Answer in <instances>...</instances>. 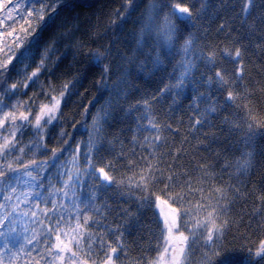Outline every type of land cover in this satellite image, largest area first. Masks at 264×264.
Returning <instances> with one entry per match:
<instances>
[{"label":"trees","instance_id":"1","mask_svg":"<svg viewBox=\"0 0 264 264\" xmlns=\"http://www.w3.org/2000/svg\"><path fill=\"white\" fill-rule=\"evenodd\" d=\"M72 2L81 6L71 11L57 8L55 24L44 33L36 55L23 64L15 65L16 69L27 66L26 73L18 75L17 71H12L9 74L7 85L20 82V91L11 97L9 105L27 101L28 107L13 109L9 106L0 112V119H3L6 112H15L18 116L20 112L27 113L30 109L31 123L34 124L41 106L50 104L51 97H58L63 85L72 81L70 95L61 104L59 119L54 125L45 126L47 151L19 152V148H25L34 139L31 128H25L23 134L16 137L18 148L0 158V167H7L8 164L20 167L32 160L46 161L52 155V149L61 148L64 141L70 138L72 149L77 144L86 145L90 140L95 141L99 151L94 150V166L97 170L105 168L114 177L115 183L98 194L95 204L100 206V215L86 213L97 223H90L86 228L82 227L81 231L100 236L110 246L99 254L101 259L111 247H117L119 243L123 251L118 258H114V264H157L158 257L164 253L167 239V230L158 212L157 202L163 201L173 209H179L181 203L184 207H189L198 203L215 204L219 200L220 204L228 203V208L226 212L214 217L216 224L227 220L228 225L213 246L219 245L216 251L234 250L243 264L248 249H254L264 240V201L260 199L264 196V136H256L250 142L245 138L246 121L251 116H255L257 120L264 118V0H254L255 7L250 9L247 17L243 12L244 0H206V11L200 13L193 26L182 34L173 36L171 41H166L161 36L157 42V29L167 13V9H164L155 19L152 35L147 43L140 45L141 51L137 50V42L142 39L140 30L143 25H133L132 21L141 19L143 14V22L146 23L150 5H159L161 0H135L139 4L135 11L127 8V0ZM185 2L194 3L196 8L200 7L199 0ZM38 6L40 8L39 4ZM122 17H127L126 23L122 21ZM132 31L136 32V38L132 39L131 45L123 44L121 41ZM189 38L193 41L192 48L196 55L201 52L205 56L210 53L215 55V67L196 61L198 67L189 80L185 81L179 96L175 90L171 94H161L160 89L177 83L176 78L183 71L179 64L184 58V43ZM113 39H117V43L112 44ZM49 47L51 51L46 60L47 69L39 75L37 83L25 91L23 79L35 69L41 54ZM109 48L112 49V54L101 59L99 67L91 66L92 57L89 53H104ZM237 48L241 49L240 60L233 62L226 58V54L234 55ZM116 50L134 63L129 64L127 60L122 62V68L128 70L125 77L127 87L120 85L125 91L118 98L112 96L117 100L118 106L105 107L109 115L106 120H101L97 135L92 131L93 121L101 106L106 105L112 95L105 92L100 96L98 82L102 79L104 67L112 65ZM157 54L164 61V71L153 68L152 61L147 60L149 55L154 58ZM116 62L121 63L118 58ZM145 63L147 66L141 72L139 66ZM241 65L243 74L239 87H233L231 79L223 92L207 86L209 77L221 69H226L223 73L226 79H234L235 69ZM122 74V71H117L108 80V84L111 86ZM49 84L52 88H49ZM40 85H43V92ZM228 91H233L236 99L224 105ZM201 94L204 96L203 100L198 99ZM132 106L136 107L133 109ZM211 106L217 108L216 113H205L204 109ZM195 107H199V113L194 111ZM198 116H204L207 123L194 129L193 124ZM5 123L9 121L6 120ZM152 125L161 131L149 130ZM237 125L239 130L233 131ZM61 132L67 135L61 138ZM7 135L8 129L0 132V144ZM156 136L162 137L158 146L152 142L145 143L146 138L154 141ZM71 159L72 155L66 151L60 157V162ZM245 160L248 161V167L241 173L239 165ZM148 164L154 165L164 177L176 174L180 186L173 183L167 191H162L164 183H156L150 188L149 200H142V197L149 196V192L130 188L129 185L139 181L142 170H147ZM106 165L109 167H105ZM65 167L72 166L68 164ZM79 167H86L82 155ZM56 172L55 167L50 168L42 179L47 183V177H50L55 187L60 188L62 185L56 179ZM61 179L67 180L68 176L64 175ZM95 185L96 181L89 182L92 191H96ZM216 189L227 190L225 196L220 198ZM177 192L189 193L187 199L173 202L169 197ZM157 196L159 200L156 199ZM39 207L51 208V204H40ZM20 210L29 209L24 204ZM211 210L206 207L199 213L193 212L190 224H185L190 219L188 216H177L176 232L189 237L190 243L183 255V264H204L203 254L207 251L203 246L204 237L208 227L213 226L207 220ZM67 219L69 223L64 227L69 232L76 228L77 223L84 224L83 219L78 221L74 214ZM197 221H204L207 227L199 229L193 239L188 229ZM99 225L119 228L120 231L109 234L107 228ZM65 239L67 241L68 238ZM90 239L91 237L84 240L85 250Z\"/></svg>","mask_w":264,"mask_h":264},{"label":"snow or ice","instance_id":"2","mask_svg":"<svg viewBox=\"0 0 264 264\" xmlns=\"http://www.w3.org/2000/svg\"><path fill=\"white\" fill-rule=\"evenodd\" d=\"M199 2V8H196L194 3H187L185 0H161L159 5L155 3L151 4L147 10L146 23L143 22V14L141 19L132 21L133 25H143L140 30L142 39L137 42V50L141 51L140 45L147 43L148 38L152 35L154 21L164 9H167V13L164 15L162 24L157 29L155 37L157 42L160 41L161 36L166 41H171L173 36L182 34L189 27L193 26L194 20L199 19L200 13L206 11L207 8L206 0H199ZM36 4H39L40 8H36ZM80 6L72 2V0H51V2L49 0H23V4L19 0H0V12L7 13L5 19H13L12 13L14 11L17 16H21L23 15V9L27 8L28 18L36 21V23L28 25L24 35L20 37L19 43L14 48H9V52L6 54L7 59L3 63H0V112L9 106L13 109L28 107L27 101L23 104L17 101L15 104L9 105L8 101L11 100V97L17 95L20 91L19 81L7 85V80L10 78L9 74L12 71H17L18 75L26 73L27 66L16 69L15 65L17 63L23 64L24 61L31 60L36 55V50L40 47L44 33L55 24V11L57 8H67L71 11L73 8ZM137 7H139V4L135 0H127L128 9L135 11ZM253 7H255L254 0H244L243 12L245 17L250 14V9ZM153 12H155V16H153ZM128 15L130 16L131 12ZM122 21L126 23L127 17H122ZM2 22L0 20V23ZM244 23H247L246 18L244 19ZM222 28L223 25L221 26V30ZM134 38H136V32L132 31L121 42L125 45H131ZM111 43H117V39H113ZM192 44L191 38L185 40L183 48L184 58L179 64V68L183 71L176 78V84L166 85L165 88L160 89L161 94H171L175 90L176 95L179 96L184 89L185 81L189 80L193 71L198 67L196 61H203L206 66L215 67V55L210 53L205 56L203 52L196 55L193 52ZM50 51L51 47L45 49L35 69L23 79L25 91L32 84L37 83L39 75L43 70L47 69L46 60L50 57ZM153 51H155V48H153ZM111 54V48L105 49L104 53L90 52L89 55L92 57L91 66L99 67L101 59ZM241 55V49L237 48L234 55L226 54V58H230L235 62L236 60H240ZM117 58L121 63L116 62ZM165 58H167L166 54ZM125 60L129 64L134 63L133 60L124 56L119 50H116L112 65L104 67L102 79L98 82L100 96H103L105 92H110L112 95L109 96L106 105L101 106L97 117L93 121L92 131L97 135L100 131L101 120H106L109 115V112L105 111V107L118 106L117 100L113 99L112 96L120 97L127 87L125 77L128 74V70L122 68V62ZM147 60L152 61L153 68H159L161 71L165 70L163 68L164 61L161 59L160 54H157L154 58L149 55ZM146 66L147 63L139 66L141 72ZM117 71H122L123 74L110 86L108 80ZM225 71L226 69L216 71L214 76L209 77L206 81L207 86L209 88L215 87L218 92H223L229 86V80L231 79L232 86L239 87V81L242 79L243 74V66L241 65L235 69L234 79L232 77L226 79L223 74ZM49 75H52V73L49 72ZM173 75H175V69ZM72 83V81L65 83L58 97H51L50 104L41 106L40 114L36 116L34 124L31 123L30 109L27 113L20 112L18 116L15 112L4 113V118L0 119V132L8 129V135L4 137V142L0 144V158L6 157L18 148L16 137L22 135L25 128H31L34 139L25 148H19V152L24 154L26 150L47 151L45 126L54 125L59 119L61 104L70 95L69 90ZM120 85H125V88H121ZM189 86H191L190 83ZM49 88H52L51 84H49ZM40 90L41 92L44 91L43 85H40ZM44 94L48 95L47 93ZM124 98L126 99V95ZM29 99L31 100L32 98L30 97ZM198 99L203 100V94ZM235 99L236 94L233 91H228L224 98V105H228ZM173 103L175 104L176 101L174 100ZM145 104H147V101H145ZM135 107L132 106L133 109ZM194 111L199 113V107H195ZM216 111L217 108L215 106L204 109V112L208 114H215ZM146 118L142 117V119ZM6 120L9 123L6 124ZM205 123H207L206 118L198 116L193 124V128L202 127ZM246 125L245 138L247 141L250 142L256 136H264V118L257 120L255 116H251L246 121ZM84 130L88 131L87 128ZM149 130L161 131L160 128L154 125ZM236 130H239V125L234 126L233 131ZM64 135H67V133L61 132V138ZM70 139L65 140L61 148L52 149V155L46 161L38 162L32 160L27 164L20 165V167H13L12 164H8L7 167H0V197H2L0 199V264H114V258H118L123 251L122 246L118 243L117 247H111V250L101 259L99 254L104 252L106 247L110 246L106 245L100 236H93L91 233L81 231L82 227L86 228L90 223H97L93 217L86 215V213L93 212L100 215V206H97L95 201L99 198V192L113 186L115 179L105 171V168H99L98 170L95 168L93 163L94 150L99 151L95 141L90 140L86 145L77 144L76 148L72 149ZM161 140L162 137L156 136L154 141H149V138H146L145 143L152 142L158 146ZM100 147H103V144H100ZM66 151L72 155V159L60 162V157ZM81 155L86 164L84 169H80L79 167ZM19 158L18 156L17 159ZM129 163L131 164L132 162ZM68 164H71L72 167H65ZM53 167L57 169L56 179L62 185L60 188L55 187L50 177H47V183L42 179V177H46V173ZM105 167H109V165ZM247 167L248 161L245 160L243 164L239 165L241 173ZM29 168L32 170L29 171ZM64 175L68 176L67 180L61 179ZM22 177L26 179H22ZM92 180L96 181V185L94 186L96 191H92L89 187V182ZM19 183H24L28 186V190L22 194L23 200H20V197L16 195V184ZM156 183H164L162 191H167L173 183L180 186L176 174L164 177L163 173L159 172L154 165L148 164L147 170H142L139 181L134 185H129V187L149 192V196L142 197V200L147 201L151 195L150 188ZM190 191L191 189H189ZM216 191L220 193V198H223L227 190L216 189ZM188 194L177 192L169 198L173 202H182L187 199ZM14 197L16 202L13 200ZM156 199L159 200V196ZM260 199L264 201V196L260 197ZM66 200L68 203H65ZM21 204L27 205L29 210L18 211ZM40 204H51V208L40 209ZM206 207L212 209L208 212L207 220L213 226L208 227L207 235L204 237L203 246L207 249L203 254L204 264H241V258L237 256L234 250L224 249L223 251H216V247H219V245L213 246L218 240L219 234L228 225L227 220L217 225L214 217H218L220 214L226 212L228 203L220 204L219 200H217L215 204L211 202L207 205L198 203L196 206L189 207H184L183 203H181V207L173 209V212L180 218L188 216L190 219L185 221V224H190L193 212L199 213ZM72 214L76 216L78 221L82 218L84 224L80 225L77 223L76 228L69 232L65 230L64 226L69 223L67 218ZM99 226L107 228L109 234L120 231L119 228L112 229L108 228L107 225ZM204 227H207L204 221H197L193 227L188 229L191 237L194 239L198 230ZM172 228H176L175 221H173L169 231ZM62 237L68 238L67 242ZM89 237L91 239L85 250L84 240ZM169 243L171 241L166 239L164 253L169 251L167 246ZM181 243L182 246L178 249L176 247L172 249L171 264H183L185 250L187 247H190L189 237L182 236ZM164 253H161L160 257H158L159 264H163ZM243 264H264V240H261L254 249H248L247 256L243 258Z\"/></svg>","mask_w":264,"mask_h":264},{"label":"rangeland","instance_id":"3","mask_svg":"<svg viewBox=\"0 0 264 264\" xmlns=\"http://www.w3.org/2000/svg\"><path fill=\"white\" fill-rule=\"evenodd\" d=\"M21 4H23V0H19ZM14 6V5H13ZM36 8H39L38 4L35 5ZM28 9H23V15L17 16L16 12L12 13L13 19L8 20L5 19L7 16L6 12H0V20L3 22L0 23V63H3L5 59H7V55L9 52V48H14L20 41V37L24 35L25 30L27 29L30 23H36L35 20H30L27 16ZM22 179H26L22 177ZM17 193L16 195L20 197V200H23V193L28 190V186L24 183L16 184ZM2 199V197H0ZM14 202L15 197L13 198ZM24 204L20 205V208ZM157 209L160 214L162 221L167 230V239L171 241L167 246L169 251L164 253V261L163 264H171L172 260V249L176 247L177 249L182 246L181 237L182 235L176 232V228H172L171 231L169 229L172 227L173 221H175L177 226V214L173 212V208L170 207L167 203L163 201L157 202ZM19 211V210H18ZM65 239V238H62ZM67 242V241H66ZM159 264V262H157Z\"/></svg>","mask_w":264,"mask_h":264}]
</instances>
